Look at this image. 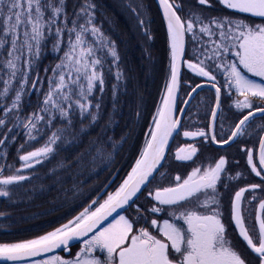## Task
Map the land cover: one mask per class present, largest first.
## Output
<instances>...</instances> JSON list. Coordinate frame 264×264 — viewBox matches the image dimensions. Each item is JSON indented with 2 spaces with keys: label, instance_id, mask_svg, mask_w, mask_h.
<instances>
[{
  "label": "snow or ice",
  "instance_id": "obj_1",
  "mask_svg": "<svg viewBox=\"0 0 264 264\" xmlns=\"http://www.w3.org/2000/svg\"><path fill=\"white\" fill-rule=\"evenodd\" d=\"M217 2L226 9L264 18V0ZM197 3L212 7L211 0H197ZM159 5L167 22L170 80L165 83L161 103L152 116L143 149L131 171L114 193L107 194L103 202L92 200L78 215L60 227L32 239L0 243V260L17 262L56 249L70 251L71 241L82 240L83 247L69 259L53 255L46 260H35L33 264H264V219L256 216L258 230L254 225L249 227L242 208L244 193L261 189L262 184H251L235 191L230 200L228 221L225 222L217 188L218 183L224 188L228 187L222 180L228 163L224 156H220L212 167L194 169L187 178L182 179L177 175L174 186L148 191V196L156 203L143 209L137 205L135 218L118 212L126 205L131 207L130 202L135 203L133 197L152 183L155 174L164 175L160 169L164 166L162 161L166 160V147L180 125V120L173 116L175 112L184 111L175 107V100L179 85L177 60L185 53L186 34L193 44L196 62L185 63L197 75L211 82V87L215 89V106L211 112L212 131H184V137H210L213 142L230 146L237 137L252 135L246 125L255 119L256 113L264 118V25H251L232 16L205 17L203 10L190 9L187 18H182L178 13L183 8L176 0H159ZM129 8L136 15L138 26L143 28L145 20L140 18L138 11L143 9V4H130ZM96 9L94 0H82L78 4L74 2L71 12L68 10V0H0V109L4 112V116L0 117V128L7 126V119L11 115L16 121L13 128L22 124L28 139L36 140L40 134L38 125L45 121V115L40 113L47 115L45 122L49 126L57 117L66 122L52 133L43 146L19 156L23 168H32L33 161L39 164L54 153V146L62 140L64 131L72 127L73 116L77 112L81 121L90 118L89 125L82 124L80 132H86L98 123L101 104H94L90 97L96 89L101 93L105 91L106 75H113L117 82L112 85L113 110L116 109L117 92L124 72L120 68L116 41L95 22ZM144 35L151 38L147 28H144ZM49 43L53 53L62 52V55L51 69L52 76L48 77V90L43 94L39 111L21 120L19 112L22 98L27 94L30 73H35L31 88L36 89L41 82L37 64ZM213 69L223 70L224 84L217 86ZM44 71L47 73L49 69L45 68ZM246 73L260 78L259 82ZM200 87L196 85L192 92ZM222 90H226L229 97L235 92L233 104L242 118L226 138L217 141L214 126L222 107ZM12 93L14 95H10ZM9 99L10 103L7 102ZM137 116H140L139 112ZM112 122L109 115V125ZM13 128L7 129L4 139H0V145L5 144ZM257 128L264 132V124L257 125ZM96 143L92 141L93 145ZM196 151L195 147H191V155H195ZM241 151L247 157L251 172L264 182V136L259 138V168L254 162L252 149ZM96 153L98 156L104 155L100 148L96 149ZM191 155L181 156L177 153L176 159H191ZM95 159L96 156H93ZM76 163H80L79 157ZM65 166L64 162L58 165ZM20 171L17 169L11 175H3V168L0 167V186H3L0 187V197L10 196L12 190L9 186L30 179L29 176L17 174ZM243 175L237 172L229 179H240ZM259 208L264 210V200L260 201ZM161 212H166L171 220L163 219L160 223L147 215ZM4 214L0 212V216ZM180 221L183 226L178 223ZM229 225L234 226L245 248H238L229 238ZM150 229H155L156 234ZM246 250L255 254L253 259L247 258Z\"/></svg>",
  "mask_w": 264,
  "mask_h": 264
},
{
  "label": "trees",
  "instance_id": "obj_2",
  "mask_svg": "<svg viewBox=\"0 0 264 264\" xmlns=\"http://www.w3.org/2000/svg\"><path fill=\"white\" fill-rule=\"evenodd\" d=\"M181 1L176 0L180 5ZM74 2L76 3V0H68L69 12L72 11ZM121 3L124 4L123 7H120ZM130 4L132 6L143 4V9H138L141 13L140 18L145 20L143 28L138 26L134 13L131 15L132 18L127 16L131 13ZM106 5H109L107 6L109 10H111V6L114 11V15L109 16L112 22H107L106 28L117 41L118 49H122L121 40L125 39L124 45L128 47L127 50L121 51V64H124L122 67L126 71V76L120 82L116 109L113 110L112 85L117 82L113 75H106L107 86L105 91L98 93L95 97V103L101 104V118L98 123L88 128L86 132H80L82 124L84 126L89 125L90 118L86 117L81 121L80 115L76 113L73 116L72 127L64 131L63 138L60 140L62 143L67 140V144L60 146L61 143L51 162L36 169L35 172L39 173L38 176L33 177L28 183L15 187L13 199L0 200V212L5 213L0 216V243L20 242L44 235L73 219L92 200L99 199L100 202H103L107 194L114 193L116 188L126 179L127 174L135 164V160L139 158V153L144 146L145 133L151 124L156 108L159 106L161 95L165 92V83L169 81L170 77V48L167 31L155 0H120L119 6L115 2L112 4V1H106ZM144 28L150 31V35H154L155 40L158 41L155 43L157 45L159 43V50L156 55L157 59L162 62V72L157 75L159 78L156 85H152L149 81L146 85L144 82L145 79H150L151 73L149 65H146L148 62L146 55L150 44L147 46L145 42ZM127 34L133 35L130 38ZM59 56L61 55H56L51 51V44L49 43L37 64L41 85H37V88L33 90L31 79H35V73H30V82L26 89L27 94L24 96L19 112L22 119L39 110L43 92L48 87V77L52 76L51 69L59 62ZM132 67L133 70H131ZM45 68L49 69L47 73L44 71ZM129 68L130 71L128 72ZM146 69L148 73L147 71L144 72ZM146 96H150V101L144 105ZM7 102L9 103L10 99ZM138 112L140 113L139 117L137 116ZM109 115L113 121L110 125L108 123ZM3 116L4 112L0 109V117ZM11 122H13V118L9 115L7 126L0 128V139H4V133L11 127ZM59 124V127H63L66 122L58 119L56 129H58ZM105 128L106 131L102 132V129ZM56 129L47 130L36 144L43 142ZM25 133L26 131L21 125L8 133L4 146L0 145V167L8 174L10 171H16L21 167L22 161L19 160V156L27 152L28 149ZM122 138H124L123 142H121ZM92 141H97V143L93 145ZM21 145H23L22 149ZM33 148L35 147L33 146L30 150ZM97 148L102 150L103 156L97 155ZM88 153L93 154L89 156V158L92 157V161L88 160ZM109 153L111 158H109ZM93 156H96L95 160H93ZM78 157L80 158L79 164L76 163ZM101 159L104 161L102 164L100 163ZM61 162H64L66 166L58 167ZM106 165H110V168L106 169ZM49 171L51 172L49 173ZM90 171L96 172L90 176ZM75 172L81 173L78 176L83 174L89 176L84 177L83 175V179L89 182L83 184L85 188L82 185L86 192L77 193V196L74 192L80 190L77 189L78 179H73ZM94 183L99 185L92 190L88 189V186L90 187ZM9 222L13 223L10 224ZM17 223H20V226L16 228L7 226H14Z\"/></svg>",
  "mask_w": 264,
  "mask_h": 264
},
{
  "label": "flooded vegetation",
  "instance_id": "obj_3",
  "mask_svg": "<svg viewBox=\"0 0 264 264\" xmlns=\"http://www.w3.org/2000/svg\"><path fill=\"white\" fill-rule=\"evenodd\" d=\"M211 3L212 7L208 8L206 6L198 5L197 0H182L181 6L183 8V11L179 14L182 16V18H187L190 9L193 11L203 10L205 17L232 16L234 18L242 19L251 25H264V18L252 16L251 14L247 13H238L234 10L226 9L222 5H220L217 0H211ZM204 39L207 40L208 38L204 37ZM230 58L235 59V57ZM185 61H192L193 63L196 62L193 56V44L190 41L188 35L179 99V109H183L185 102L189 97V94L196 85H211V82L208 81L206 77H201L197 75V73L192 69L188 68ZM213 73L217 78V86L224 84L225 74L223 70L221 69L217 71L213 69ZM247 75L259 82L260 78L252 77L251 74ZM222 92V107L219 110V114L214 126V132L216 134L217 141H221L223 138H226L230 134V132L234 130V125L239 121V119L242 118L240 112L235 108L233 104V100L236 98L235 92L233 91L231 97L227 95L226 90H222ZM214 106L215 89L213 87H203L197 91L185 111L181 127L169 150L168 156L164 162V166L160 169V172L164 173V175H160L159 173H157L155 175V179L152 180V183L145 188V190L135 201V203L132 204V206L122 215L135 218V208L137 205H139L143 209L145 207H151L153 203H156L155 201H152L148 196V191H155L157 188L174 186L176 184L175 177L177 175H179L182 179L187 178V176L191 174L194 169L199 168L201 170H204L208 165L212 167L220 156H224L226 157L228 163L226 166L227 172L222 174V180L228 185V187L224 188L219 183L217 185L218 191L220 193L221 210L224 212V220L225 222L228 221L230 200L234 196L235 191L239 190V188L241 187H248L251 184H262L261 189L245 192L244 198L242 200V208L244 209L243 215L245 217L246 225L249 227L254 225L258 230V221H256L255 219L256 216L260 215L261 218L264 219V210H261L259 208L260 201L264 200V182H262L259 177H256L255 174L251 172L250 167L247 165V157L244 152L241 151V149L250 148L254 151V162L257 163V167L259 168V138L260 136H264V132L260 131L257 128V125L264 124V118H262L260 113H256L255 119L250 120L249 124L246 125L248 131L252 132V135L245 134L239 136L236 138V142L231 143L230 146L218 142H213L210 137L208 139H205L199 136L195 138L182 136V133L187 127V119L190 114H194L193 117L195 118V122L193 123L194 125H191L187 129L188 131L204 130L206 133L212 131L213 122L211 112ZM177 144H188V147L189 145H192L197 149V151L195 155H191L190 151L187 153V156L191 155V159L177 160L172 153ZM237 172L243 173V177L236 180L229 179L230 176H234ZM253 196H255V199H253ZM162 207L167 208L168 206ZM147 215H149L150 218H156L160 223H162L163 219L171 220V217L168 216L166 212H161L154 215L151 213H147ZM178 223L183 226L182 221ZM150 230L153 231L154 234H156L155 229ZM228 234L229 238L237 245L238 248H245L243 242L238 238V233L236 230H234L233 225H229ZM81 247H83L82 242L71 246L70 251L63 250L50 256L59 255L62 258L69 259L74 256ZM246 255L248 259H253L255 254L251 253L250 250H246ZM48 257L49 256L37 260H46L48 259ZM15 264H33V261Z\"/></svg>",
  "mask_w": 264,
  "mask_h": 264
},
{
  "label": "rangeland",
  "instance_id": "obj_4",
  "mask_svg": "<svg viewBox=\"0 0 264 264\" xmlns=\"http://www.w3.org/2000/svg\"><path fill=\"white\" fill-rule=\"evenodd\" d=\"M72 1H75V0H72ZM106 1H108V2H110V1H112V4H114V2H115V4H118V6H119V1L120 0H94V3L97 5V9H96V13H95V15H96V24L97 25H99V26H101L102 27V30H103V32L105 33V34H107L108 36H110L113 40H115L114 38H113V36H112V34L110 33V31L106 28V24H107V22L108 23H111L112 21H111V19H110V17H111V15L113 16L114 14H113V9L111 8V6H110V9L111 10H109L108 9V7L107 6H109V5H106ZM80 2H82V0H76V3L78 4V3H80ZM73 5V4H72ZM71 6V5H70ZM124 6V4L122 5V3H121V5H120V7H123ZM107 10V11H106ZM127 12H129V10L127 9ZM133 13L131 12L130 14H128L127 16L129 17V18H132V15ZM110 16V17H109ZM133 27L135 28V25H133ZM148 32H150V31H148ZM129 33V32H128ZM144 33V32H143ZM129 37L130 36H132V35H129V34H127ZM127 35H126V37H127ZM150 37L151 38H148L147 36H145V42L147 43V46H148V44H150V47L148 48V53H147V55H148V57H147V55H146V60L148 61L147 63L145 62V60H144V62L146 63V65H149V71L151 72L150 73V75H149V77H150V79H145L144 80V82H145V84L147 85L148 84V81H149V83L151 82V84L152 85H156L157 84V82H158V74H159V72H160V74H161V72H162V67H161V65H162V62L161 61H159L158 59H157V55H156V53H158V50H159V43H158V45H157V43H155V42H158V41H156L155 40V37H154V35L152 34V35H150ZM131 38V37H130ZM123 39V38H122ZM126 40V39H125ZM125 40H121V46H122V49L120 48V49H118V51H119V54H120V62H119V64H120V68L123 70V72H124V78H125V76H126V71H125V69L122 67V66H124V64L122 63L121 64V61H122V53H121V51H125V50H127V46L126 45H124L125 44V42H123V41H125ZM116 41V40H115ZM116 44H117V41H116ZM117 47H118V44H117ZM133 48H135V47H133ZM134 51V50H133ZM56 55H58L57 53H55ZM60 55H62V52L61 53H59ZM153 54V55H152ZM148 58V59H147ZM169 58H170V51H169ZM111 58H109V60H110ZM143 64V63H142ZM131 70H133V67L131 68ZM113 71H115V69L113 70ZM130 71V68L128 69V72ZM147 71V73H148V70L146 69L144 72H146ZM142 73V72H141ZM146 73V74H147ZM142 74H145V73H142ZM167 76V75H166ZM148 77V76H147ZM40 81H41V79H40ZM116 81V80H115ZM41 83V82H40ZM38 84V85H41V84ZM107 86V81H106V78H105V87ZM126 88V87H125ZM39 89H40V87H39ZM33 90V89H32ZM41 90V89H40ZM47 90H48V87H47V89L43 92V94L45 93V92H47ZM162 91V90H161ZM98 93H101L98 89H96V90H94V93H93V95H92V97H90V99L92 100V102L93 103H95V97L98 95ZM10 95H12V94H10ZM148 96V95H147ZM146 96V97H147ZM146 97H145V101L146 102H143V104L144 105H147L148 103L147 102H149L150 101V96L149 97H147V100H146ZM43 95H42V100H43ZM23 99H24V97L22 98V102H21V104L23 103ZM41 100V101H42ZM10 103V102H9ZM146 103V104H145ZM160 103H161V100H160ZM160 103H159V105H160ZM40 107V106H39ZM144 108H146L145 106H144ZM39 111V110H38ZM37 111V112H38ZM78 113V112H77ZM41 115H45V121L47 120V115L46 114H44V113H40ZM79 114V113H78ZM194 116V114H190L189 116H188V119H187V127L185 128V131L191 126V125H194L193 123L195 122V118L193 117ZM20 117H21V120H23L22 119V115H20ZM27 117V116H26ZM59 118L57 117V119L56 120H53L52 121V124H51V126H49L45 121H41L40 123H39V125H38V127H39V129H40V134H39V136L37 137V139L36 140H29L28 139V136H27V132L25 133L26 134V138H27V146H28V149H27V152L28 151H33V150H36V149H38V148H40L41 146H43L44 145V143L48 140V138L52 135V133L53 132H55V131H57V120H58ZM73 122H74V120H73ZM16 123V121L13 119V122H11V127L10 128H13V125ZM63 123V122H62ZM22 125V124H21ZM20 125V126H21ZM60 126V124L58 125V129L59 128H61V127H59ZM19 126H17V127H15V128H13V131L16 129V128H18ZM52 130V129H56V130H53L52 131V133H50L49 134V136H48V138H46L43 142H40V143H38V144H36L37 143V141H39L40 140V138L41 137H43V135L47 132V130ZM25 131H26V129H25ZM188 131V130H187ZM197 131V130H196ZM181 136V135H180ZM182 136H184L183 135V133H182ZM67 140L64 142V143H62L61 141H58L57 142V144L54 146V148H55V151H54V153L53 154H51L50 156H49V158L48 159H45V160H43L41 163H39V164H36L34 161H33V164H34V166L32 167V168H23L22 167V165H23V162H21V167L20 168H18V169H21V171L19 172V173H17V174H22V175H25V176H29L30 177V179H28V180H26V181H23V182H21L20 184H17V185H11V186H9V188L12 190L11 191V193H10V196L9 197H0V200L1 199H13L12 197L14 196V191H15V187H17L18 185H22V184H25V183H28V182H30L31 180H32V178L33 177H36V175L38 176L39 175V173H37V172H35L36 171V169L37 168H39V167H42V166H45V165H47L49 162H51V159H53L55 156H56V150L58 149V147H59V145L60 146H63V144H67ZM5 144H6V141H5ZM70 144V143H69ZM68 144V145H69ZM185 145V146H184ZM184 145H182V144H177L176 145V148L173 150V154H174V157L176 158V155H177V153H179L181 156H187V153L190 151V149H191V147H193L192 145H189V147H188V144H184ZM4 146V145H3ZM35 147V148H33V149H31L30 150V148H32V147ZM187 146V147H186ZM22 149V148H21ZM181 149H183V151H180ZM27 152H24V153H22L21 155H23V154H26ZM90 155H93V154H91V153H88V160H90V161H92L91 159H92V157L91 158H89V156ZM104 161L101 159L100 160V163L102 164ZM204 166H206V165H204ZM210 166L208 165V166H206L205 167V169H207V168H209ZM81 168V167H80ZM79 168V169H80ZM106 169H109L110 168V165H106V167H105ZM16 171H10V173L8 174L6 171H3V175H11V174H13V173H15ZM51 171H49V173H50ZM96 171H90V176L91 175H94V173H95ZM70 173H72L71 171H70ZM79 174H81V173H79V172H75L74 173V176H75V178H73L74 180H77L78 179V188L77 189H79L80 191H76L75 190V195L77 196L78 194L77 193H79V194H83V193H85L86 192V190L84 189L85 188V186L83 185V184H85V183H87V182H89V181H85V179H83V175H80V176H78ZM109 174V173H108ZM84 177H89L88 175L86 176V175H84ZM84 186V188H83V186ZM99 184L97 183H94V185H90V187L88 186V189H90V190H92V189H94V188H96L97 186H98ZM0 187H3V186H0ZM81 190H83V191H81ZM105 198V197H104ZM106 198H107V196H106ZM18 222H20V221H18ZM10 224L11 223H13V222H9ZM65 223H67V222H65ZM65 223H63V224H65ZM4 225H5V223H4ZM8 227H10V228H16V227H18V226H20V223H17V224H15L14 226H10V225H7ZM3 228H5L4 226H3ZM6 229V228H5Z\"/></svg>",
  "mask_w": 264,
  "mask_h": 264
},
{
  "label": "water",
  "instance_id": "obj_5",
  "mask_svg": "<svg viewBox=\"0 0 264 264\" xmlns=\"http://www.w3.org/2000/svg\"><path fill=\"white\" fill-rule=\"evenodd\" d=\"M155 3L159 9V12L162 16V19H163V23H164V26H165V29L167 31V22L166 20L164 19L163 17V9L160 7L159 5V0H155ZM179 14V13H178ZM186 49H187V35H186V38H185V53L182 57H179L178 60H177V65H178V69H179V85H178V88H177V91H176V100H175V107L177 109H179V99H180V92H181V84H182V76H183V69H184V60H185V55H186ZM169 80H170V77H169ZM208 86H211V85H207V84H201V87L200 88H197L195 92H192L191 91V95H189L188 99H187V103H185L184 107H183V112H175L174 113V116L173 118H178L180 120V125L178 126L176 132L173 133L172 137L169 138V141H168V145L166 147V151H165V156L167 158L168 156V153H169V150L178 134V131L181 127V124H182V121H183V118H184V114H185V111L189 105V103L191 102L192 98L194 97V95L197 93L198 90H200L201 88L203 87H208ZM164 162L165 161H162L163 165H164ZM156 175V174H155ZM146 188V187H145ZM145 188H142L141 189V192L137 193V196L136 197H133V200L136 201L139 196L142 194V192L145 190ZM131 206H132V202H130ZM130 207L129 206H125L124 208L122 209H118V212L120 215L124 214ZM113 215H116L115 213ZM111 219V218H110ZM91 235V234H89ZM88 237H85L84 239H87ZM82 242V240H73L70 242V247L77 244V243H80ZM63 251V249H56L54 250L53 252L51 253H45V254H42L41 256H38V257H31L27 260H23V261H17V262H11V261H5V260H0V264H15V263H22V262H27V261H34V260H37V259H41V258H44V257H47V256H50L52 254H55V253H58V252H61Z\"/></svg>",
  "mask_w": 264,
  "mask_h": 264
}]
</instances>
